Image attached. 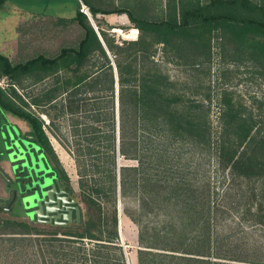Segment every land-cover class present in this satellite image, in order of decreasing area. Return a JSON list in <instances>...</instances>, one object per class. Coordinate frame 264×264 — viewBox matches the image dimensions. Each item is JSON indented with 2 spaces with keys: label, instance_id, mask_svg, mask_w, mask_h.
<instances>
[{
  "label": "trees",
  "instance_id": "obj_1",
  "mask_svg": "<svg viewBox=\"0 0 264 264\" xmlns=\"http://www.w3.org/2000/svg\"><path fill=\"white\" fill-rule=\"evenodd\" d=\"M7 1L0 0V8ZM100 1L77 0L73 18L51 21L56 28L80 30L78 40L62 45L56 55L39 53L15 62L0 54V78L11 81L9 91L0 88V110L29 125L74 195L37 111L52 126L59 119L68 122L69 137L62 142L75 155L81 208L80 222L47 231L7 222L19 230L1 235L19 236L0 240L37 238L40 248L48 249L36 264H128L119 233L120 183L124 213L139 229L137 264H264L263 247H244L240 237L225 234L221 216L233 209L230 218L240 228L246 224L264 232V134L258 122L223 92L221 132L215 137L211 94L199 87L200 98L187 97L158 57L161 46V53L171 56L169 63L181 60L200 68L211 61L213 42L220 37L238 61L254 62L264 72V0H167L161 19ZM99 15H127L135 28L123 36L136 39L139 30V39L118 43L102 29ZM27 77L38 89L30 100L14 88ZM118 121L120 157L138 162L121 167L120 181ZM181 140L199 151L190 172L196 182L180 177L175 152H167ZM203 159L215 161L227 175L224 198L240 191L237 205L216 202L210 177L202 180ZM131 198L137 201L134 211L126 206Z\"/></svg>",
  "mask_w": 264,
  "mask_h": 264
},
{
  "label": "rangeland",
  "instance_id": "obj_2",
  "mask_svg": "<svg viewBox=\"0 0 264 264\" xmlns=\"http://www.w3.org/2000/svg\"><path fill=\"white\" fill-rule=\"evenodd\" d=\"M100 3L115 4L121 8H129L136 12V15L146 16L152 19H161L165 13L167 0H102ZM81 2V1H80ZM77 0H8L6 4L0 8V54L8 56L13 61L25 60L32 58L34 55L44 53L47 56H54L58 53L60 47L64 44L78 40L80 30L73 26L69 29H60L52 25L51 21L59 18H73L77 13ZM82 10L85 7L82 6ZM102 29L108 35L120 43L123 40L133 41L139 39L140 32L136 39L126 38L123 34L128 33L135 28L127 15H111L98 16ZM92 19V18H91ZM93 24L98 29V26L93 20ZM121 30L122 32H118ZM161 46L158 47L160 62L163 69L178 82L181 91L187 97L192 99L200 98V94H196L199 87L203 88V93H210L212 96L210 120L212 123L213 135L219 136L221 132L220 116L222 112L221 95L223 92H228L240 101L248 114H252L258 122L257 129L264 134V72L254 62L238 61V57L233 56L225 39L216 38L213 42L211 61L205 63L200 68L184 65L183 61L179 63H169L167 60L171 58L170 54L161 53ZM4 79V87L9 91L11 81L8 78ZM48 80L45 81V84ZM34 79L31 77L25 78L21 84H14V88L19 95L24 99L30 100L29 94L38 92V89L33 87ZM41 85L38 86V88ZM30 94V95H31ZM34 110V108H32ZM37 114L43 120L47 137L65 170L70 185L75 193L73 198L79 202V180L75 155L69 152L62 140L69 137L68 122L57 120L56 126H52L51 119L42 111L38 110ZM9 117H11L9 115ZM24 132V131H23ZM167 147V143H164ZM167 152H175L176 167L180 177H186V180L192 182L190 172L195 170L197 155L199 152L190 142L180 141L171 147H167ZM209 152V151H203ZM120 158V159H119ZM118 160L122 165L137 166L136 160H125L118 156ZM53 161V160H52ZM204 164L205 175L202 180L206 181L208 176L212 181L214 190V198L216 202H222L224 206L231 208L237 205L241 197L240 191L227 198H224V190L229 186L227 175H223L218 170L215 161L202 160ZM55 164V162L53 161ZM207 172V173H206ZM207 174V175H206ZM196 182V179L193 180ZM121 216L119 212V228L120 217L124 221V227L121 230L120 238L125 248L128 264H137V255L140 249L138 235V226L124 213L125 203L121 199ZM126 206L134 211L137 207L136 199H129ZM225 207V208H226ZM228 209V208H227ZM120 210V201L118 205ZM230 215L224 213L221 216L225 222L224 230L230 236L235 235L240 237L241 245L250 246L257 245L263 247L264 252V232L259 228L252 227L246 224L238 226L234 223L233 217L236 213L231 209ZM22 220L27 222L33 229L47 231L50 226L33 224L28 220L18 219L14 215L8 213H0V238H8L19 235H1V233L12 232L19 230L17 226H12L7 222ZM222 222V223H223ZM119 230V233H120ZM224 231V232H225ZM61 237H63L61 235ZM28 242H9V240H0V264H36L42 260L43 252L46 253V245L42 244L40 248L37 238H31ZM4 242V243H2ZM90 244V243H89ZM37 260V261H35Z\"/></svg>",
  "mask_w": 264,
  "mask_h": 264
},
{
  "label": "flooded vegetation",
  "instance_id": "obj_3",
  "mask_svg": "<svg viewBox=\"0 0 264 264\" xmlns=\"http://www.w3.org/2000/svg\"><path fill=\"white\" fill-rule=\"evenodd\" d=\"M9 115L0 110V178L4 181V191L0 195V213L50 227L67 226L75 219L77 221L74 211L73 222L63 225L66 222V211L62 210L65 199H75L68 191L56 164L38 138L31 133L29 125L20 118ZM23 151L34 153L35 159L31 161V167L21 165L20 155ZM11 154L16 157L14 163L11 162ZM19 183L23 184L22 187ZM46 184L48 186L43 187ZM75 202L73 207L79 206L76 200ZM57 206V211L52 210ZM58 215L61 216L56 219Z\"/></svg>",
  "mask_w": 264,
  "mask_h": 264
},
{
  "label": "water",
  "instance_id": "obj_4",
  "mask_svg": "<svg viewBox=\"0 0 264 264\" xmlns=\"http://www.w3.org/2000/svg\"><path fill=\"white\" fill-rule=\"evenodd\" d=\"M82 3V2H81ZM83 7H87L86 5H84L82 3ZM83 11V10H82ZM84 12V11H83ZM85 13V12H84ZM92 22L93 27L96 29V31H98V29L96 28V26L93 24V21L91 19V16L89 14H87ZM100 39L102 42H104L103 38L100 36ZM105 45V44H104ZM117 72V71H116ZM37 148V147H36ZM11 162L14 163L16 161V157L14 154H11ZM118 156L120 157V133H119V121H118ZM20 159H21V165L25 166V167H31V161H34L35 159V155L33 152H27V151H23L22 155H20ZM120 159V158H119ZM123 165L120 163V160H118V173H119V181H120V169ZM22 183H19V186L22 187ZM48 184H46L43 187H47ZM119 201H120V216H121V186L119 183ZM53 202V201H52ZM75 200L73 201H69L68 199H65L64 202V207L62 208V210L66 211V215L64 216V220L66 221L65 223H63V225H67L68 223L73 222V212H76V218H77V222L81 221V208L79 206H74L73 204H75ZM58 206L56 207V209H52L54 211L58 210ZM61 215L56 216L55 218L58 219ZM120 222H121V217H120ZM121 226V224H120ZM121 229V227L119 228V230ZM120 234H121V230H120Z\"/></svg>",
  "mask_w": 264,
  "mask_h": 264
},
{
  "label": "built area",
  "instance_id": "obj_5",
  "mask_svg": "<svg viewBox=\"0 0 264 264\" xmlns=\"http://www.w3.org/2000/svg\"><path fill=\"white\" fill-rule=\"evenodd\" d=\"M84 12H85L86 14H89V15H90V12H89V8H88V7H85ZM3 84H4V79H1V78H0V88L5 89V87H4Z\"/></svg>",
  "mask_w": 264,
  "mask_h": 264
},
{
  "label": "crops",
  "instance_id": "obj_6",
  "mask_svg": "<svg viewBox=\"0 0 264 264\" xmlns=\"http://www.w3.org/2000/svg\"><path fill=\"white\" fill-rule=\"evenodd\" d=\"M4 191V181L0 178V195L3 194Z\"/></svg>",
  "mask_w": 264,
  "mask_h": 264
}]
</instances>
